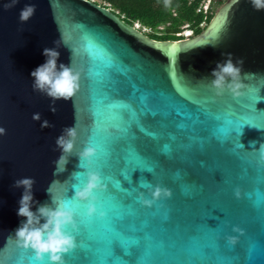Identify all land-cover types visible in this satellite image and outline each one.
Listing matches in <instances>:
<instances>
[{"label":"water","instance_id":"1","mask_svg":"<svg viewBox=\"0 0 264 264\" xmlns=\"http://www.w3.org/2000/svg\"><path fill=\"white\" fill-rule=\"evenodd\" d=\"M8 2L0 0V127L6 129L0 136V264H47V257L36 262L30 249L16 244L15 230L25 219L17 215L23 188L11 187L16 179L33 178L34 200L54 207L46 191L51 185L55 198L76 209L74 219L77 212L88 219L86 202L72 200L79 183L72 174L80 170L75 153L85 142L96 148L91 167L104 184L105 171L117 170L119 158L128 162L124 176L132 171L131 180L121 181L129 206L94 193L97 209L107 213L91 218L95 251L82 252L84 241L76 239L65 264H85V258L103 264L114 236L110 221L117 216L126 228L125 245L138 241L131 256L114 245L119 259L131 264H264V163L251 151L264 143V10H254L249 0H228L201 34L156 41L92 0H18L4 10ZM26 4H34L35 13L20 23ZM61 35L67 46L56 48L57 67L72 65L80 73L79 90L67 102L56 101L52 113L51 99L33 91L30 73L45 63L43 50L55 48ZM223 52L232 53L234 62L244 60L247 76L235 99L227 91L215 96L208 86ZM113 103L118 107L110 108ZM237 104L242 109L234 116ZM43 120L53 127L42 129ZM74 124L73 155L53 176L52 161L60 155L55 140ZM146 181L169 188L172 197L141 206L137 189L147 196L140 187ZM236 187L240 199L233 195ZM233 226L243 234L233 233ZM228 235L237 237L235 245L227 244Z\"/></svg>","mask_w":264,"mask_h":264},{"label":"clouds","instance_id":"2","mask_svg":"<svg viewBox=\"0 0 264 264\" xmlns=\"http://www.w3.org/2000/svg\"><path fill=\"white\" fill-rule=\"evenodd\" d=\"M18 0H10L3 5L4 10H9L17 4ZM239 3V0H235ZM249 3L254 10H264V0H249ZM35 13V5L26 4L20 11L18 19L20 23L27 22ZM137 24V23H136ZM187 31H184L181 36ZM191 32V31H190ZM61 43L67 46L66 42L61 39L54 41L55 48H45L42 54L46 57L44 64L38 66L30 75L32 77V89L51 99L49 110L52 113L57 111L55 102L63 100L65 102L71 100L79 90L80 73L76 71L72 65L65 66L64 64L57 67V59ZM216 47V45H212ZM223 61L217 62L215 69L210 73L213 77L208 82V86L213 91L215 96H222L226 91L235 99L239 97L241 89L244 87L242 83L243 73V58L233 60L232 53L223 52ZM205 78L204 80H206ZM33 120L40 121L39 113H34ZM40 127L51 128L47 120H43ZM6 134V129L0 127V136ZM78 139V134L75 124L62 129V134L55 140L56 149L59 150V157L52 161L54 165L53 176L63 173L66 170V165L69 162V156L73 155L74 148ZM255 145L256 142H252ZM243 146V145H242ZM54 149V150H56ZM252 152L259 155V160L264 163V143L259 144L257 149L253 146ZM79 158V171L72 175L79 180L78 184L73 185L74 194L72 200L78 202H86V211L84 215L87 218L98 216L102 218L104 212L96 207L97 196L94 193L103 192L106 185L102 182L101 174L92 169L93 158L97 155L96 148L91 146L89 142L84 143L82 150L75 153ZM56 181H53L55 183ZM33 178L16 179L11 185L12 188H23L19 203L17 215L24 217L20 226L15 230L14 238L19 248L28 250L33 253V259L36 262H41L47 257V264H65L64 257L78 247L76 237L72 234L77 230V224L74 219V210L67 203L58 200L52 195L51 185L46 189L51 194V200L54 207L47 203L39 204L33 198ZM140 187L146 188L147 196L144 191L137 189L136 199L143 207H152L158 201L170 199L172 191L160 184L152 185L150 182L141 184ZM233 195L236 199L241 198V190L239 187L234 188ZM33 205H37L36 211L31 210ZM41 220L44 222L41 223ZM71 229L68 231L67 229ZM233 233L243 234V230L239 226L232 227ZM225 240L229 246L237 243V237L228 235Z\"/></svg>","mask_w":264,"mask_h":264},{"label":"trees","instance_id":"3","mask_svg":"<svg viewBox=\"0 0 264 264\" xmlns=\"http://www.w3.org/2000/svg\"><path fill=\"white\" fill-rule=\"evenodd\" d=\"M109 6L125 23L139 24L144 33L156 41H178L184 31L201 34L214 16L213 7L206 15L196 12L202 0H92ZM224 0H215L218 5ZM213 4V5H214ZM160 27H163L160 30ZM185 34V33H184Z\"/></svg>","mask_w":264,"mask_h":264},{"label":"snow or ice","instance_id":"4","mask_svg":"<svg viewBox=\"0 0 264 264\" xmlns=\"http://www.w3.org/2000/svg\"><path fill=\"white\" fill-rule=\"evenodd\" d=\"M110 108L115 109L118 107L117 104L113 103L109 105ZM242 106L237 104L235 105V113L234 116L240 115L241 113ZM151 135L150 132L146 133ZM115 151H118V148L115 149ZM115 151L108 154L109 155V160L108 164L110 165L112 163L111 156L115 155ZM127 165V167H126ZM125 169H130V165L128 162L122 158H119V165L117 170L115 171H105V176L108 178L109 182L105 187V190L103 192H106L110 197L114 198L116 201H118L123 207H128V203L126 204L125 201L127 200V191L126 188L122 187V181L121 178L124 181H129L131 180V173L132 171L129 172V176L126 179L124 176V171ZM116 180L119 184L120 187L117 188L115 184H113L111 181ZM74 212H76V209L73 208ZM104 216L100 219H104L107 216V213L105 211ZM77 219H75L76 224H77V230L74 232L76 239H82L84 242L80 244V248L82 249V252H87L89 255H91L95 251L96 247V242L91 238L90 233H89V227L91 226V218H88L87 220L80 217L79 213L77 212ZM110 228L111 231L113 232L114 236L110 241L109 248H110V256L107 258L106 261L103 262V264H131L130 261L124 260V259H119L121 257L120 255H117L114 249V245L119 244V246L123 250L124 255H132L131 249L136 246L138 248V241L135 244H129L125 245L123 240L121 239V234L124 233L126 230L124 223H123V218L122 217H113L110 221ZM140 255V254H139ZM85 264H95V260H88L84 259ZM69 264H80L79 260H70ZM134 264H137V260H135Z\"/></svg>","mask_w":264,"mask_h":264},{"label":"built area","instance_id":"5","mask_svg":"<svg viewBox=\"0 0 264 264\" xmlns=\"http://www.w3.org/2000/svg\"><path fill=\"white\" fill-rule=\"evenodd\" d=\"M214 1L215 0H202L200 5L198 6L196 12L198 14H203V15H206L210 12V10L212 9L213 7V4H214ZM136 28L139 29L140 26L139 24H136ZM142 32L143 33H148L149 30L146 29V28H142ZM192 34V32H190Z\"/></svg>","mask_w":264,"mask_h":264},{"label":"rangeland","instance_id":"6","mask_svg":"<svg viewBox=\"0 0 264 264\" xmlns=\"http://www.w3.org/2000/svg\"><path fill=\"white\" fill-rule=\"evenodd\" d=\"M228 0H224L223 2H221L220 4H214L213 5V11H214V15H215V13L219 10V8L225 3V2H227ZM163 29V27H160V30H162ZM181 35V34H180ZM190 37H193V35L191 34V36ZM185 38H189V37H186V34H183V39H185Z\"/></svg>","mask_w":264,"mask_h":264},{"label":"bare ground","instance_id":"7","mask_svg":"<svg viewBox=\"0 0 264 264\" xmlns=\"http://www.w3.org/2000/svg\"><path fill=\"white\" fill-rule=\"evenodd\" d=\"M185 34H186V37H190L191 36L190 31H187Z\"/></svg>","mask_w":264,"mask_h":264}]
</instances>
